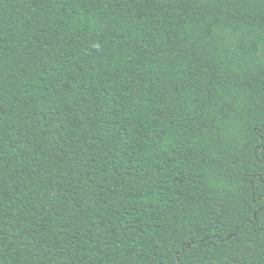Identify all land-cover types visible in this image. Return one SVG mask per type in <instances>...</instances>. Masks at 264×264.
<instances>
[{"label": "trees", "instance_id": "16d2710c", "mask_svg": "<svg viewBox=\"0 0 264 264\" xmlns=\"http://www.w3.org/2000/svg\"><path fill=\"white\" fill-rule=\"evenodd\" d=\"M0 264H264V0H0Z\"/></svg>", "mask_w": 264, "mask_h": 264}]
</instances>
